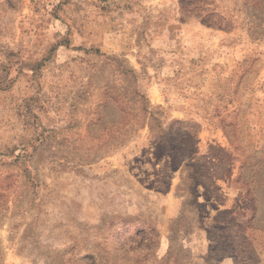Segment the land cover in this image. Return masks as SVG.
<instances>
[{"label":"rangeland","instance_id":"obj_1","mask_svg":"<svg viewBox=\"0 0 264 264\" xmlns=\"http://www.w3.org/2000/svg\"><path fill=\"white\" fill-rule=\"evenodd\" d=\"M209 1L0 0V264H264V0Z\"/></svg>","mask_w":264,"mask_h":264},{"label":"trees","instance_id":"obj_2","mask_svg":"<svg viewBox=\"0 0 264 264\" xmlns=\"http://www.w3.org/2000/svg\"><path fill=\"white\" fill-rule=\"evenodd\" d=\"M189 1V0H188ZM191 1V0H190ZM199 1H203V3H209V0H199ZM245 4L247 3V0L244 1ZM189 3V2H188ZM198 3V2H196ZM234 3L236 4L235 0ZM258 3V2H257ZM260 4V3H258ZM189 5L193 8L192 4L189 3ZM262 6V5H260ZM237 12L238 11H243L236 8ZM201 10V11H199ZM233 10V14L226 16V14L221 13L219 11H216V7L215 8H211L210 6L205 5L202 9H197V11H194V9H192V11H189V15L188 16H195L197 19H200L201 21H203L204 24L212 26V27H219V28H232L234 26V24L238 23V18L235 15V12ZM243 13H246L245 11H243ZM244 22V21H243Z\"/></svg>","mask_w":264,"mask_h":264},{"label":"crops","instance_id":"obj_3","mask_svg":"<svg viewBox=\"0 0 264 264\" xmlns=\"http://www.w3.org/2000/svg\"><path fill=\"white\" fill-rule=\"evenodd\" d=\"M14 88V87H13ZM11 91H1L0 92V108L4 107V105L13 98H20L19 93H15L14 90Z\"/></svg>","mask_w":264,"mask_h":264}]
</instances>
